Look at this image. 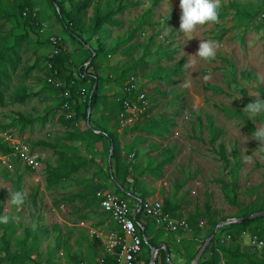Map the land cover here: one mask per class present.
<instances>
[{
	"label": "rangeland",
	"instance_id": "rangeland-1",
	"mask_svg": "<svg viewBox=\"0 0 264 264\" xmlns=\"http://www.w3.org/2000/svg\"><path fill=\"white\" fill-rule=\"evenodd\" d=\"M31 1L37 24L24 25L14 1L0 0V12H8V16L0 15V43L10 44L15 36L28 35L16 50L20 60L14 69L8 62H0V72L6 70V74H0L4 103L0 106V140L5 133L25 136L41 162L31 168L14 155H6L5 162L0 159V215L11 217L1 224L9 252L21 249L27 229L47 228L48 233L32 247L29 237L25 243L29 258L13 264L99 262L106 250L103 243H96L91 230L105 233L112 223L107 214L86 203L98 183L106 187L97 194L115 189L116 184L106 176L108 167L112 174L124 168L123 164L128 167L125 185L133 195L127 193L124 197L132 209L138 206L134 196L150 198L157 192L181 204L176 216L188 220L192 229L166 232L156 229L145 216L140 218L158 241L169 243L172 256L184 264H192L191 256L201 244V234L210 228L208 218L228 221L241 210L264 206V145L250 135L257 124L264 123V117L255 122L247 120L242 111L247 103L244 97L232 100L234 85L241 83L247 85L242 92L249 98H253L249 93L264 91V0H221L218 22L198 26L193 33L198 37L190 39L178 30L179 0H130L125 9L114 14L119 24H104L98 29L93 27L96 7L117 10L126 0H92L82 16L83 27L75 29L84 40L82 45L63 31L49 0ZM62 1L68 11L80 0ZM53 37L61 38L69 56L66 66L74 73L90 55L88 44L104 48L96 69L104 79L98 82L91 117L118 134L120 160L109 158L108 141L69 138L73 128L61 122L58 96L45 79V59L57 50ZM199 37L218 41V54L211 62L196 58L193 70L187 66L186 54L196 52ZM134 71L142 73L139 89L147 96V107L126 124L119 116L116 98ZM76 88L81 89L80 102H84L91 80ZM25 90L30 95L22 102L12 99ZM21 115L33 120L23 121ZM85 125L80 119L76 126L82 131ZM220 145L224 146L227 162L218 154ZM57 150L74 161L85 159L89 163L65 182L48 186L46 168L59 164ZM169 157L171 161L161 165ZM15 190L26 193L23 208L8 205L7 195ZM81 192L85 194L74 196ZM206 203L210 211L201 215ZM82 214L86 217L81 218ZM259 225H264V218L236 234L232 245L247 250L256 260L264 258V245L255 244ZM224 226L208 247L230 244L229 235L220 231ZM2 234L0 226V263L6 264ZM211 255L209 248L200 260ZM227 261L220 253L219 263Z\"/></svg>",
	"mask_w": 264,
	"mask_h": 264
},
{
	"label": "trees",
	"instance_id": "trees-1",
	"mask_svg": "<svg viewBox=\"0 0 264 264\" xmlns=\"http://www.w3.org/2000/svg\"><path fill=\"white\" fill-rule=\"evenodd\" d=\"M14 4L17 8L20 9V14L24 18V25L28 24H37V14L32 8V1L31 0H13ZM92 0H80L77 3L73 4V7L66 11L65 7L63 6L62 0H49L51 3L54 12L60 21V24L62 25V29L65 33H67L71 38L77 40L81 45L84 43V40L79 36L77 31L75 29H81L83 27L82 23V16L84 13V10L90 5ZM130 3V0H126V3L123 5H120L117 10H109L108 8H105L103 11L99 9V7H96V16L93 20V27L94 29H98L99 27L103 26L104 24L109 25H117L119 24V21L114 18V14L118 11H121L125 9L126 5ZM133 3V2H131ZM24 12L26 14L24 15ZM64 13H66V18L64 16ZM35 14V15H34ZM0 15H7L6 12H0ZM264 15V14H263ZM264 17V16H263ZM28 35L26 33H23L19 36H15L14 40L10 44L0 43V62H8V65L10 68H15L18 61L20 60V55L16 51L17 48H19L20 44L23 42L25 38H27ZM52 44V43H51ZM89 46L86 48L89 51V57L87 58L86 62L88 63L87 66L83 64H80L76 72H72L68 69V66H66V63L69 61V56L65 53V49L61 44V38L59 39L57 44H54V46L57 47V52L53 53L51 56L46 57L47 61V67L48 71L46 74V84L47 86L58 96V107H61L62 104L67 101L69 103V109H62L60 114L61 122L72 126L73 130L70 132L69 138H76L80 137L81 139H93V140H104L109 142L108 150L110 149V144L113 143L114 148L111 157L115 158L117 161L120 160L121 157V150H120V141L118 138V134L116 132H113L109 130L105 125H98L92 116V111L90 112V116L88 119V106L89 102L91 105V110L93 107H95L97 103V96H98V82H102L104 79V76L100 74L96 69H98L100 66L97 62L98 58L100 57L102 51L104 50L103 47H95L91 44H88ZM91 57L94 58V60L91 59ZM6 74V70H2L0 74ZM124 78V72L121 74ZM48 78H51L53 81L49 82ZM126 78V77H125ZM87 80H91V88L90 92L86 93V99L84 102H80V96H82L81 89H77L76 86L78 84H83ZM61 81V85H56V82ZM1 83V80H0ZM96 83V86L93 90V93L91 94V91L93 89L94 84ZM68 92L69 96H66L65 93ZM39 93V92H34ZM244 102H248L252 98H249L246 94V92H243ZM30 95V92L24 91L22 93H16L12 96V99L14 101L22 102L24 99H26ZM91 95V96H90ZM118 97L122 100L124 98V94H117ZM136 95V92H134L130 97L134 99ZM117 104L120 106V112L123 110L122 102L116 98ZM3 103V94L0 90V106H2ZM72 112L73 116L71 118H66L65 113L66 112ZM20 118L23 121L31 122L33 118L28 119L25 116L21 115ZM82 119L85 120L86 125L84 129L81 131L76 125L78 121ZM88 119V123H87ZM76 124V125H75ZM46 145H51L46 142H41ZM12 149L3 141L1 138L0 140V154L2 155H11ZM57 153L59 155V164L55 167H47L46 168V181L48 186H54L60 182H65L66 180L71 178V175L73 173H76L80 170L81 167H83V164L89 163V160H85L83 162L81 161H74L67 157L63 151L57 150ZM135 155L138 154V151L135 150L133 152ZM218 154L221 159H223L225 162H227V157L225 154V149L223 145H220V149L218 150ZM134 156V155H133ZM171 161V158H166L162 161L161 165L168 163ZM124 165V168L119 169L115 172V174H112L108 171L106 173V176L108 179H111L115 184L116 187L114 189L115 192L118 194L125 196L124 194L129 193L130 195H133V193L128 191V188L126 187L127 182V173H128V167ZM106 187V186H105ZM103 185L100 183L96 184L93 188V193L91 198L87 201L86 206L95 208L96 210H100L102 213L107 214L100 206V201L102 200L103 194L100 192L97 194V191L100 189H105ZM85 193L81 192L79 194H75L74 196L80 197L83 196ZM231 194L226 192V196L231 199V201L236 204L235 200L230 197ZM232 196V195H231ZM134 198L138 202V206L135 207V215L136 219L138 221H142L140 218L141 215L145 216L143 214L142 208H139L140 201H142V204L145 202L144 196H134ZM181 204L179 203H173L170 199L165 198L164 199V206L163 209L165 212L170 213L173 216H176V211L180 209ZM3 209V204L0 202V213ZM264 210V206L258 207V208H250L247 211L241 210L238 215H236V218L239 217H245L249 216L254 212ZM210 211V205L204 204V211L201 212V215H204ZM86 215L82 214L81 218H85ZM148 218L147 216H145ZM177 217V216H176ZM263 216L253 217L248 220H244L242 222H233L228 224L227 226H224L221 228V232L227 233V236L229 235L230 238V244L228 246H225L223 244H217L213 245L211 244L207 249H211L212 255L210 258H205L200 261H198L197 264H221L219 263L220 259V253H223L227 258L228 261L226 264H243L244 261H246V264H264V258L261 260L253 259L250 255V253L245 251H240L238 248L239 246L233 248L232 245L235 243V235L240 234L241 232L247 231L250 225L256 224L258 222H261ZM149 219V218H148ZM151 220V219H150ZM152 221V220H151ZM189 229H192V224L188 222ZM143 234L147 237V241L142 242V249L141 253L139 255L140 261H143L145 264L149 263L150 259V246H155L160 243H165L169 255L171 257V250L170 245L165 240L158 241L157 235H152L149 232L148 225L143 222ZM153 225L156 229L160 230V228L156 227L155 223L152 221ZM208 223L210 224V228L207 232L201 234L202 241L199 246V248L196 250L195 253L192 254L191 260L194 259L196 253L200 249L201 245L203 244L206 237L210 234L212 229L216 226L218 223V220H213L211 217L208 218ZM0 226L3 229L2 238L5 242V255L4 257L7 259L6 264H13V263H19L20 261H24L26 258H29V254L27 253V249L25 246L26 241L31 237V243L30 246L32 247L37 243L38 240H40L42 237H44L48 233V229H41V228H34V229H27L26 235L21 241V249L17 250L15 252H9L8 247L9 243L6 239V231L4 227L0 224ZM162 231V230H161ZM255 234L259 237L258 240L262 241L264 245V225L258 226L257 231H255ZM96 243L102 244V241L96 237L95 238ZM212 242V241H211ZM210 242V243H211ZM205 250V251H206ZM116 251H119V248L116 249ZM204 251V253H205ZM203 253V254H204ZM203 256V255H202ZM1 264V263H0ZM97 264H116V254L109 253L107 251L104 252L103 257L100 258L99 262ZM155 264H169V262L166 259V253L164 249H160L157 252V256L155 258Z\"/></svg>",
	"mask_w": 264,
	"mask_h": 264
},
{
	"label": "built area",
	"instance_id": "built-area-1",
	"mask_svg": "<svg viewBox=\"0 0 264 264\" xmlns=\"http://www.w3.org/2000/svg\"><path fill=\"white\" fill-rule=\"evenodd\" d=\"M25 14L26 12H24ZM59 39L53 37L51 41L53 44H57ZM87 64V62L84 63L85 66ZM141 74V72H131L127 76L121 91V94H124V98L122 100L119 97L117 98L122 102L123 107L119 116L121 121L126 124L131 123L147 107V96L144 91L139 89V84L142 81ZM48 81L52 82L53 80L48 78ZM56 85H61V81L56 82ZM134 92H136V95L133 99L130 96ZM65 95L69 96L68 92ZM61 107L62 109H69L70 106L65 101ZM72 116L73 113L70 111L65 113L66 118H71ZM2 139L12 149L11 155L17 157L22 164L31 168L40 166L41 160L33 151L25 136H13L5 133ZM0 159L5 162L6 155L0 154ZM164 199L160 195L145 198L144 204L140 201L139 208H142L143 214L151 219L156 227L166 232L188 229L189 226L186 219H181L164 211ZM100 206L116 222L117 228L110 229L105 233H101L97 229H92L91 232L102 241L107 252L116 254V264H145L140 261L139 255L142 249V242L147 241V237L142 233L144 230L142 221L136 219V209H132L128 199L114 190H108L103 194ZM255 244L262 245L263 243L256 239ZM117 248H119L118 252L116 251Z\"/></svg>",
	"mask_w": 264,
	"mask_h": 264
},
{
	"label": "clouds",
	"instance_id": "clouds-1",
	"mask_svg": "<svg viewBox=\"0 0 264 264\" xmlns=\"http://www.w3.org/2000/svg\"><path fill=\"white\" fill-rule=\"evenodd\" d=\"M181 9L179 31L186 34L189 39L198 37L193 35L198 26L206 23H216L219 20L221 0H179ZM198 48L193 54L188 56L187 66L193 70L196 67L197 59L211 62L215 60L218 54L219 42L214 39L199 37ZM247 87L241 83L239 86L234 85L233 99L243 97L242 89ZM253 98L244 104L242 111L247 120L257 121L264 117V91L249 93ZM251 137L264 145V123L257 124L251 131ZM26 193L23 190H15L7 195L8 205L15 208H23L25 205ZM9 215H0V224H6L10 221Z\"/></svg>",
	"mask_w": 264,
	"mask_h": 264
},
{
	"label": "water",
	"instance_id": "water-1",
	"mask_svg": "<svg viewBox=\"0 0 264 264\" xmlns=\"http://www.w3.org/2000/svg\"><path fill=\"white\" fill-rule=\"evenodd\" d=\"M95 86H96V83L93 86V89L91 91V94L93 93V90H94ZM90 112H91V105H90V102H89V106H88V110H87V113H88V116L87 117H88V119H89V116H90ZM88 119H87V123H88ZM113 148H114V145H113V143H111L110 144V154H109V158L112 155ZM263 215H264V210H261V211L254 212V213H252L249 216L239 217V218H233V219H229L228 221H225V220L219 221L216 224V226L212 229V231L210 232V234L204 240L202 246L200 247V249L196 253L194 259L192 260V264H197L198 263V261L200 260V258L203 255L204 251L206 250V248L208 247V245L210 244L211 240L213 239V237L215 236L217 230L220 227H222V226H224L226 224L233 223V222H242L244 220H248L250 218L258 217V216H263ZM160 249H164L165 250L167 261L169 262V264H173L172 260L170 259L169 251H168V248H167V246H166L165 243H160V244L155 245V246H150L151 254H150L149 264H155V258L157 256V252Z\"/></svg>",
	"mask_w": 264,
	"mask_h": 264
},
{
	"label": "crops",
	"instance_id": "crops-1",
	"mask_svg": "<svg viewBox=\"0 0 264 264\" xmlns=\"http://www.w3.org/2000/svg\"><path fill=\"white\" fill-rule=\"evenodd\" d=\"M156 195H160L158 192L157 193H155V194H153L152 196H156ZM160 196H162V195H160ZM151 198V197H150ZM108 217H109V215H108ZM109 220L111 221V223H112V227L110 228V229H114V228H117V224H116V222L115 221H113L110 217H109ZM170 259L172 260V262H173V264H184V261H182V260H176V258L175 257H173L172 256V252H171V257H170ZM176 262V263H175ZM143 264V263H142Z\"/></svg>",
	"mask_w": 264,
	"mask_h": 264
}]
</instances>
